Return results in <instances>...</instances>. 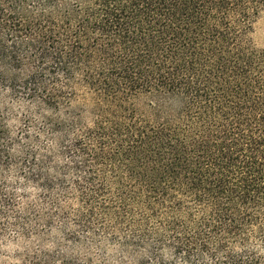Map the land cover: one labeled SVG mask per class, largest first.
Segmentation results:
<instances>
[{"label": "trees", "instance_id": "16d2710c", "mask_svg": "<svg viewBox=\"0 0 264 264\" xmlns=\"http://www.w3.org/2000/svg\"><path fill=\"white\" fill-rule=\"evenodd\" d=\"M20 2L12 0L11 15L0 8V37L28 38L10 50L0 39V89L54 111L75 106L67 120L47 123L64 135L60 155L74 161L64 169L84 181L49 178L42 187L75 185L88 209L83 230L108 221L109 243L127 232L128 246H143L157 226L175 235L195 222L177 252H210L211 244L213 256L226 252L218 264H264L254 252L227 251L247 243L264 216V0H78L62 22L47 23L22 18ZM57 72L72 83L48 92ZM6 134L0 121V142ZM11 163L0 143V167ZM0 202L11 204L2 186ZM256 239L264 242V230ZM55 258L33 255L31 264Z\"/></svg>", "mask_w": 264, "mask_h": 264}, {"label": "clouds", "instance_id": "9594fccd", "mask_svg": "<svg viewBox=\"0 0 264 264\" xmlns=\"http://www.w3.org/2000/svg\"><path fill=\"white\" fill-rule=\"evenodd\" d=\"M77 3L78 0H58L52 4L48 0H27L26 3L21 0L15 12L20 13L26 21L41 20L47 23L49 19H55L62 22L60 16L63 12ZM0 8L9 15L14 13L12 0H0ZM0 39L10 50L13 45L19 47L26 43L28 38L22 41L15 32H5ZM31 51L29 49V53ZM29 74L28 68L20 73L21 92L23 80ZM56 77L60 83L48 86V92L63 89L65 84L72 83L65 80L62 72H57L52 79ZM73 107L61 106L59 111H54L39 100L32 102L22 96L17 98L10 86L0 89V121L7 133L0 143L13 161L7 169L0 167V186L5 198L11 201L8 207L0 202V264H31L33 255L39 258L44 253L56 257L53 264H64L71 260L77 261V264H87L88 258H91L92 264H218L227 258L226 252L213 256L216 247L211 244L210 252L201 253L199 248L191 256L187 251L177 252L184 235L194 233L195 222L189 226L187 233L178 231L175 235L166 227L157 226L150 238L145 237L141 241L143 246L136 247L124 242L127 232L118 241L109 243L114 230L109 227L108 221L93 224L92 231H84L80 218L88 209L80 203V194L76 192L75 185L67 190L56 185L51 192L42 187L45 179L49 178L53 181L64 179L69 185L77 179L84 183L80 176L64 169V165L71 169L74 161L60 155V142L64 140V135L52 133L51 125L47 123L49 119L67 120L69 117L65 116V112H71ZM76 136L77 133L73 132L64 142L71 145ZM33 154L35 165L31 163ZM49 157L52 158L50 161ZM62 171H67V175L62 176ZM38 173L41 174L40 178L34 179ZM65 212L68 213L66 217ZM48 221H51L50 225ZM261 230H264V216L260 223L250 226L247 243L242 246L239 243L230 244L227 251L233 254L254 252L257 257H264V242L256 239ZM70 234L79 237V240H68ZM176 237H180V240Z\"/></svg>", "mask_w": 264, "mask_h": 264}, {"label": "rangeland", "instance_id": "374dc122", "mask_svg": "<svg viewBox=\"0 0 264 264\" xmlns=\"http://www.w3.org/2000/svg\"><path fill=\"white\" fill-rule=\"evenodd\" d=\"M257 36L259 42L264 44V16H262L259 22L257 23Z\"/></svg>", "mask_w": 264, "mask_h": 264}]
</instances>
